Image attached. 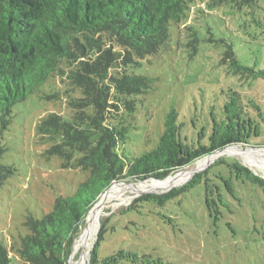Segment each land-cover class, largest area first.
Returning a JSON list of instances; mask_svg holds the SVG:
<instances>
[{
  "label": "trees",
  "instance_id": "obj_1",
  "mask_svg": "<svg viewBox=\"0 0 264 264\" xmlns=\"http://www.w3.org/2000/svg\"><path fill=\"white\" fill-rule=\"evenodd\" d=\"M262 2L219 0L220 5L229 4L231 13L244 11L253 18ZM194 3L195 0H0V186L15 170L1 162L6 152L3 135L11 124L12 108L50 79H59L66 87L69 119L51 112L37 123L36 131L42 142L49 143L48 156L58 157L62 168L85 173V180L73 193L55 198L51 211L41 218L26 216L28 232L19 241L12 240L9 246L0 242V264H69L76 237L91 208L113 183L150 178L143 182L160 181L217 150L249 144L261 136L264 101L260 103L230 87L223 90L220 113L212 117L209 131L200 132L197 143L191 145L183 136L184 122L172 108L154 147L137 156L120 153L133 129L139 101L154 85L152 78L135 70L145 59L163 56L170 49L172 25L188 39L190 56L198 51L202 38L197 27L212 11L193 7ZM209 34L207 40L216 41L210 31ZM220 42L225 46L221 63L227 65L230 74L243 82L264 81V66H259L258 61L243 63L232 44ZM56 97L58 94L49 96ZM213 180L215 183L209 184ZM203 182L204 204L215 221L222 214L218 207L227 204L224 194L236 199V188H240L264 196L263 178L235 158L220 157L184 185L138 196L118 213L143 214L151 213L152 207L163 209ZM211 185L217 198L209 193ZM104 211L105 207L88 264L162 262L160 258L124 250L102 257L100 247L114 229L108 222L118 214L113 211L104 217Z\"/></svg>",
  "mask_w": 264,
  "mask_h": 264
},
{
  "label": "rangeland",
  "instance_id": "obj_2",
  "mask_svg": "<svg viewBox=\"0 0 264 264\" xmlns=\"http://www.w3.org/2000/svg\"><path fill=\"white\" fill-rule=\"evenodd\" d=\"M196 6L212 11L202 19L200 26L197 25L202 40L196 54L190 56L186 46L188 39L179 35L172 25L170 49L163 56L145 59L135 70L152 78L154 85L139 101L133 129L124 147L119 149L120 153L125 151L130 156H137L154 147L165 116L172 108L184 122L183 136L191 145L197 143L200 132L209 131L212 117L220 113L223 90L230 87L263 103L264 81L243 82L230 74L227 65L221 63L225 46L220 41L232 44L243 63L250 65L258 61L259 66H264V2L255 18L244 11L231 13L233 10L229 4L220 5L219 0H195L193 7ZM209 31L216 41L207 40ZM65 89L59 79H50L12 108L11 124L2 140L6 152L1 158L3 164L15 169L0 186V242L6 246L12 240L19 241L20 236L28 232L24 224L28 214L41 218L51 211L57 196H68L85 180L83 171L62 168L58 157L48 156L49 143L42 142L36 131L37 123L51 112L69 119ZM54 94L58 97L49 98ZM261 124L264 127V122ZM231 147H236L242 157L234 153H216L207 157L210 162L220 157L235 158L264 179V169L257 166H264V128L261 136L251 139L249 144ZM243 157L248 158L249 163ZM195 162L183 169L190 168ZM254 163H257L255 167L250 166ZM209 164L196 173L206 171ZM123 182L133 184L140 181ZM211 182L209 184L215 183L214 180ZM203 185L204 182L163 209L152 207L151 213L143 214L118 212L124 211L138 196L162 192L133 194L128 190L120 191L115 200L105 205L104 217L113 211L118 214L108 222V226L114 229L107 233L100 255L105 257L124 250L147 254L152 259L160 258L162 262L158 264H264V196L252 195V191L240 188H236V199L224 194L227 204L218 207L222 214L215 221L205 207ZM212 185L209 193L217 198ZM80 234L81 231L76 240ZM76 246L75 241L70 264H88L89 255L83 260ZM121 262L130 264L125 260Z\"/></svg>",
  "mask_w": 264,
  "mask_h": 264
},
{
  "label": "bare ground",
  "instance_id": "obj_3",
  "mask_svg": "<svg viewBox=\"0 0 264 264\" xmlns=\"http://www.w3.org/2000/svg\"><path fill=\"white\" fill-rule=\"evenodd\" d=\"M224 150V149H223ZM216 153H234L238 154L242 157V155L238 152L236 147H228L225 148L224 151L218 150L212 153L214 155ZM207 155V156H211ZM205 156V158L198 159L190 168L181 170L177 175L167 177L164 180L156 181V182H137L133 184H129L126 182L113 183L109 189L100 197L99 201L91 208L87 219L84 225L81 227V234L79 238L76 240V251L80 252L82 259L85 260L88 255L90 256L91 250L94 245V237L95 233L99 227L100 220L102 219L103 208L106 203L115 200L120 191L128 190L131 193H143V192H163L167 191L173 187H177L185 183L188 179H190L196 172L203 170L210 162V158ZM246 163L248 162V158L243 157ZM212 163V161L210 162ZM257 163L252 164L250 166L255 167ZM264 169V166H259ZM130 196V195H129ZM138 196V195H137ZM136 196V197H137ZM127 198V197H126ZM125 200V199H124ZM123 200V201H124ZM96 240V238H95ZM92 246V247H91ZM74 249L71 254V261L73 258Z\"/></svg>",
  "mask_w": 264,
  "mask_h": 264
},
{
  "label": "water",
  "instance_id": "obj_4",
  "mask_svg": "<svg viewBox=\"0 0 264 264\" xmlns=\"http://www.w3.org/2000/svg\"><path fill=\"white\" fill-rule=\"evenodd\" d=\"M231 146H233V145H231ZM231 146H228V147H231ZM228 147H226V148H228ZM225 149V148H224ZM221 150H223V149H221ZM218 151V150H217ZM209 155H211V154H209ZM89 258H90V256H89ZM71 260L69 259V264L71 263L70 262ZM89 261V260H88Z\"/></svg>",
  "mask_w": 264,
  "mask_h": 264
}]
</instances>
